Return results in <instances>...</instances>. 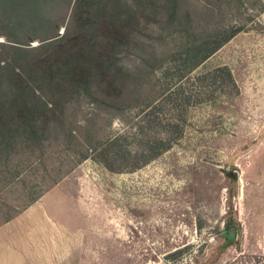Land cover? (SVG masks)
Wrapping results in <instances>:
<instances>
[{
    "label": "rangeland",
    "instance_id": "obj_1",
    "mask_svg": "<svg viewBox=\"0 0 264 264\" xmlns=\"http://www.w3.org/2000/svg\"><path fill=\"white\" fill-rule=\"evenodd\" d=\"M77 1L0 0L1 66L81 32L101 65L66 89L54 64L64 112L0 162V228L59 188L84 264H264V0H107L113 42Z\"/></svg>",
    "mask_w": 264,
    "mask_h": 264
},
{
    "label": "trees",
    "instance_id": "obj_2",
    "mask_svg": "<svg viewBox=\"0 0 264 264\" xmlns=\"http://www.w3.org/2000/svg\"><path fill=\"white\" fill-rule=\"evenodd\" d=\"M102 1L98 13L97 9L88 6L89 0H78L76 10L81 16L78 22L83 28L92 27L103 33L109 42H113L119 38V21L117 18H111L110 21L105 19L104 13L108 10V5L105 2L107 0ZM66 39H55L41 45L39 48L49 46L53 49L45 58L35 57L32 51L14 42L15 46H11L16 55L13 59L15 63L5 67L0 65V162L8 161L18 138L26 147L32 144L41 145L50 135L51 122L63 114L61 98L54 97L55 94L50 97L47 95L53 92L52 85L57 80L56 71L53 70L56 62H62L59 70L64 77L59 85L65 86L66 89L90 82L92 62L96 70L101 69L95 59L87 58V55H90L88 44L92 42L93 37L81 32L71 40ZM58 40L66 42L60 45ZM5 69L7 77L3 76ZM68 96L66 92L64 97ZM46 97L44 102L42 98Z\"/></svg>",
    "mask_w": 264,
    "mask_h": 264
},
{
    "label": "crops",
    "instance_id": "obj_3",
    "mask_svg": "<svg viewBox=\"0 0 264 264\" xmlns=\"http://www.w3.org/2000/svg\"><path fill=\"white\" fill-rule=\"evenodd\" d=\"M70 204L54 188L1 227L0 264H84V252L75 249H80L85 237L79 228L85 217L81 220L80 214L76 227L77 216Z\"/></svg>",
    "mask_w": 264,
    "mask_h": 264
}]
</instances>
